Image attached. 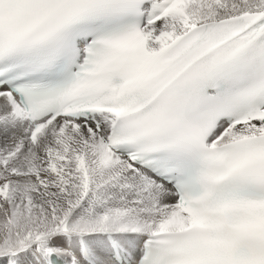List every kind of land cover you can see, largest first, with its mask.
Returning a JSON list of instances; mask_svg holds the SVG:
<instances>
[{"label": "snow or ice", "instance_id": "obj_1", "mask_svg": "<svg viewBox=\"0 0 264 264\" xmlns=\"http://www.w3.org/2000/svg\"><path fill=\"white\" fill-rule=\"evenodd\" d=\"M0 264H264V0H0Z\"/></svg>", "mask_w": 264, "mask_h": 264}]
</instances>
